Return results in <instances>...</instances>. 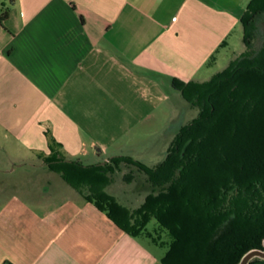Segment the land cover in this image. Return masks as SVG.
Instances as JSON below:
<instances>
[{
  "label": "crops",
  "instance_id": "crops-1",
  "mask_svg": "<svg viewBox=\"0 0 264 264\" xmlns=\"http://www.w3.org/2000/svg\"><path fill=\"white\" fill-rule=\"evenodd\" d=\"M249 1L1 3L0 264H162L166 245L124 233L47 160L161 161L185 125L173 80L203 82ZM127 169L130 199L115 198L135 209L152 189Z\"/></svg>",
  "mask_w": 264,
  "mask_h": 264
},
{
  "label": "trees",
  "instance_id": "trees-1",
  "mask_svg": "<svg viewBox=\"0 0 264 264\" xmlns=\"http://www.w3.org/2000/svg\"><path fill=\"white\" fill-rule=\"evenodd\" d=\"M6 17L1 13L0 22ZM261 17L264 0H250L240 16L245 51L225 70L201 83L173 80L199 114L179 129L161 163L150 167L128 156L97 165L47 160L124 233L166 245L162 264H238L264 247V38L254 49ZM121 163L144 174L152 189L135 209L105 191ZM151 220L169 243L146 231Z\"/></svg>",
  "mask_w": 264,
  "mask_h": 264
},
{
  "label": "rangeland",
  "instance_id": "rangeland-1",
  "mask_svg": "<svg viewBox=\"0 0 264 264\" xmlns=\"http://www.w3.org/2000/svg\"><path fill=\"white\" fill-rule=\"evenodd\" d=\"M4 1L5 0H0V5ZM263 38H264V17H261L257 23L256 39L254 40V49L255 50L259 49V47L262 44ZM241 51H243V52L245 51V46L243 44V31H241L240 35H239V33L238 34L236 33L233 35L230 46L227 49V51L225 52L224 57H221L220 59H218V61H216L215 63H213L209 67L210 74L204 78L203 82L209 81L214 75L225 70L231 64V62L236 60L241 55V53H243ZM178 97H179L178 95H175L173 98L171 97L172 98L171 99V106H172L171 108H173L174 106H176L177 108L180 107L179 113L182 115V117L184 119V123L186 125L198 116L199 108L190 105L188 102L184 101V99L182 97H180L181 99H179ZM167 112H169V110H167ZM155 129H158V127H155ZM169 146H170V144H169ZM158 159H160V158H158ZM163 159L164 158H161V161L160 160H157V161L153 160L152 162L149 161L147 165L148 166L158 165L159 163H161L163 161ZM149 163H150V165H149ZM118 168H121V173L116 172L113 175V180H114L113 184H111L107 188H105V191L107 193H109L110 195L116 197L119 201H121V203L125 204L126 198L130 199V197H129L128 193H125V189L121 186L124 185L123 179L125 178V176L128 174H131L127 168H130L133 171L135 170L134 174L135 175L137 174L136 175L137 177L134 180V182L132 183L133 184L132 186H136V185L139 186L141 180L139 179L138 176H140V178L143 180V182L146 181V178H145L144 174L138 173V171H136L135 167H133V166L121 163L118 165ZM124 173H126V174H124ZM68 186H70V185H68ZM124 186H126V185H124ZM133 195L136 196L137 194H133ZM134 196H133V198H134ZM134 207H136V206H134ZM154 228H158V225L154 220H151L148 223L146 229L148 231L154 233V235H159V236L163 237L164 239L166 238L167 233L165 231L160 232V230L157 229V231L154 232ZM167 237H169V235ZM142 240L144 242H147V244H149L152 248H156V247H154V245H152V243L149 241V239L142 238ZM156 249L158 250V248H156Z\"/></svg>",
  "mask_w": 264,
  "mask_h": 264
},
{
  "label": "water",
  "instance_id": "water-1",
  "mask_svg": "<svg viewBox=\"0 0 264 264\" xmlns=\"http://www.w3.org/2000/svg\"><path fill=\"white\" fill-rule=\"evenodd\" d=\"M263 246H264V242H263ZM255 257L264 258V247L263 249H254L247 252L238 264H247L251 259Z\"/></svg>",
  "mask_w": 264,
  "mask_h": 264
}]
</instances>
